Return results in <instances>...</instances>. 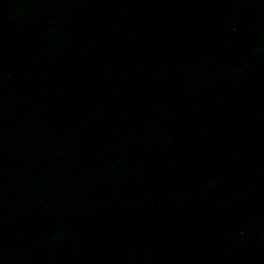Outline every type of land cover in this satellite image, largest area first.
Masks as SVG:
<instances>
[{"label": "water", "instance_id": "obj_1", "mask_svg": "<svg viewBox=\"0 0 264 264\" xmlns=\"http://www.w3.org/2000/svg\"><path fill=\"white\" fill-rule=\"evenodd\" d=\"M264 191V0H0V264H162Z\"/></svg>", "mask_w": 264, "mask_h": 264}]
</instances>
